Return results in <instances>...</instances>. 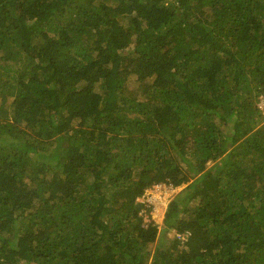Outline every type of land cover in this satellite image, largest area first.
<instances>
[{"label": "trees", "instance_id": "obj_1", "mask_svg": "<svg viewBox=\"0 0 264 264\" xmlns=\"http://www.w3.org/2000/svg\"><path fill=\"white\" fill-rule=\"evenodd\" d=\"M262 100L264 0H0V264H264Z\"/></svg>", "mask_w": 264, "mask_h": 264}, {"label": "rangeland", "instance_id": "obj_2", "mask_svg": "<svg viewBox=\"0 0 264 264\" xmlns=\"http://www.w3.org/2000/svg\"><path fill=\"white\" fill-rule=\"evenodd\" d=\"M261 105V103H259ZM184 187L172 188L171 186H167L165 184H158L154 186L152 189L147 190L146 194L142 199L144 203H151L153 205L151 215L152 219H154L157 223L161 224L164 219L165 209L170 198L179 192ZM148 216L146 215V218ZM174 231L169 232V236L172 237Z\"/></svg>", "mask_w": 264, "mask_h": 264}, {"label": "built area", "instance_id": "obj_3", "mask_svg": "<svg viewBox=\"0 0 264 264\" xmlns=\"http://www.w3.org/2000/svg\"><path fill=\"white\" fill-rule=\"evenodd\" d=\"M260 103H261L260 106L264 109V100L260 101ZM139 200L142 201L141 198H140ZM143 203H144V202H143ZM177 237H178L179 239H185V238H186V235H185V234H178Z\"/></svg>", "mask_w": 264, "mask_h": 264}, {"label": "clouds", "instance_id": "obj_4", "mask_svg": "<svg viewBox=\"0 0 264 264\" xmlns=\"http://www.w3.org/2000/svg\"><path fill=\"white\" fill-rule=\"evenodd\" d=\"M143 198V197H142Z\"/></svg>", "mask_w": 264, "mask_h": 264}]
</instances>
